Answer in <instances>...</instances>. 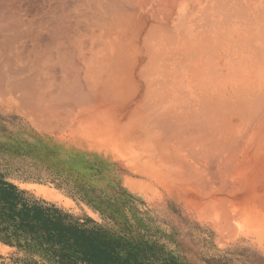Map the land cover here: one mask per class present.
Wrapping results in <instances>:
<instances>
[{
    "label": "bare ground",
    "instance_id": "obj_1",
    "mask_svg": "<svg viewBox=\"0 0 264 264\" xmlns=\"http://www.w3.org/2000/svg\"><path fill=\"white\" fill-rule=\"evenodd\" d=\"M40 2L34 12L43 18L0 0V98L55 133L87 118L120 119L118 129L137 132L122 142L126 151L194 186L217 225L233 230L242 216L234 199L248 187L264 192V0ZM237 187L244 190L231 210L225 193L211 194ZM256 203L254 217L264 209ZM260 219L236 225L262 231Z\"/></svg>",
    "mask_w": 264,
    "mask_h": 264
},
{
    "label": "rangeland",
    "instance_id": "obj_2",
    "mask_svg": "<svg viewBox=\"0 0 264 264\" xmlns=\"http://www.w3.org/2000/svg\"><path fill=\"white\" fill-rule=\"evenodd\" d=\"M40 1L15 0V5L21 8L22 13L30 16L36 7L40 9L43 4ZM53 5L52 1L51 6ZM37 12L34 13H37L38 17H44L41 10ZM7 44L10 43H4V47L11 48V44ZM22 46L20 49L24 53L27 51L26 47H30L28 43L25 48ZM260 64L264 66V62ZM6 101L3 97L0 98V180L15 185L35 199L54 204L68 214L72 222L97 229L106 238L115 241L121 257H126L129 251L131 262L142 264H264V230L258 231L254 229L255 225L247 224L239 229L236 225L245 218L252 223L254 218H264V209H259L264 206L262 188L248 187L254 188L248 192L246 185L245 191H242L244 187L213 191L211 194L215 197L225 193L231 205L229 209H234L231 201L235 196L238 199L242 192V197L248 194L251 198L248 199V195V200L241 197L240 200L243 199L244 202L239 199V202H236L238 200L234 199L236 201L233 203H237L235 208H238L234 211L239 210L242 216L239 220H234L233 230L222 228L217 225L213 213L204 208V194L194 190V186L190 188L191 184L183 187L182 182L179 183L178 180L172 182L165 172L149 171L151 163L148 160L145 162L148 159L146 156L140 157L148 167L140 165L142 158L139 156L134 158L138 154L134 155L123 148L122 142L130 144V139H133L132 136L137 135V132H133L129 127H124L125 130L123 127H120L122 130L118 129L121 126L120 119H115L117 122L112 124L106 121L104 123L98 118H87L85 122L89 124L83 121L80 124L84 125L74 126L77 130L63 128L60 131L59 128L55 133L46 126L39 127L40 123H35L30 115V118H27L29 116L19 105ZM95 124L102 125V129L106 127V131L103 132L104 129L102 131L100 126ZM107 125L117 127L112 131L117 133L116 137L123 135L124 141L120 140L119 143L122 147L117 145L121 137L112 139L114 134H108V130L113 128ZM94 127H98L99 131ZM126 130L127 132H124ZM118 146L123 148L124 152ZM121 156L128 158V161H124ZM127 162L131 167L127 166ZM139 171L142 173L138 174ZM144 171L149 174L146 175ZM155 177L157 180H154ZM133 182L139 183L140 186H130ZM251 193H255L256 201L252 200L254 195ZM250 200L252 204H242L247 201L250 203ZM255 202H258L257 210L259 209L260 213L254 217L251 211L256 209ZM239 204L243 208L238 206ZM249 213L251 217H248ZM25 243L24 238L11 243L0 239V264H60L56 261L57 257L32 246H25ZM77 264L86 263L77 261Z\"/></svg>",
    "mask_w": 264,
    "mask_h": 264
},
{
    "label": "trees",
    "instance_id": "obj_3",
    "mask_svg": "<svg viewBox=\"0 0 264 264\" xmlns=\"http://www.w3.org/2000/svg\"><path fill=\"white\" fill-rule=\"evenodd\" d=\"M19 238L25 246L57 257L60 264H142L131 262L129 251L121 257L115 241L97 229L72 222L54 204L0 180V239L11 243Z\"/></svg>",
    "mask_w": 264,
    "mask_h": 264
}]
</instances>
